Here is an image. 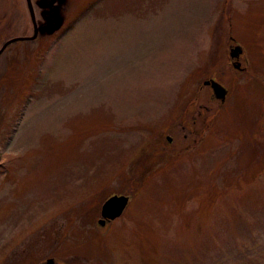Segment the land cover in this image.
<instances>
[{
    "label": "rangeland",
    "instance_id": "1",
    "mask_svg": "<svg viewBox=\"0 0 264 264\" xmlns=\"http://www.w3.org/2000/svg\"><path fill=\"white\" fill-rule=\"evenodd\" d=\"M64 11L39 75L22 74L35 48L0 69V264H264V0ZM28 26L0 0L4 38ZM231 41L251 76L228 69ZM113 194L128 202L101 226Z\"/></svg>",
    "mask_w": 264,
    "mask_h": 264
},
{
    "label": "flooded vegetation",
    "instance_id": "2",
    "mask_svg": "<svg viewBox=\"0 0 264 264\" xmlns=\"http://www.w3.org/2000/svg\"><path fill=\"white\" fill-rule=\"evenodd\" d=\"M64 1L65 0H36L35 3L33 0H24L27 10V16L29 18V26L23 27L18 34L11 35L7 38H4V34H5L4 28L0 30V58H3L2 60L3 65L0 66V69L6 67L8 63H10V61L11 62L14 61L16 63L17 60V63L21 62L22 60L21 54L24 53V50L26 56L27 53H33L32 49L34 48L38 51L39 49L38 47L43 43H46L49 37H56L57 39H59L63 35L65 21H66L65 11H64ZM12 39H14V41L9 42ZM236 45H239V43H234L233 41H231L229 42L227 48L228 50H230L232 47ZM242 52L238 55L237 58L227 59L226 65L230 70L246 72L248 76H251L250 67L246 63L248 61L243 60V57L241 55ZM43 58H44L43 50H41L39 53L35 55L34 60L27 59V61L24 63L22 67V74L24 73L25 76L26 74L28 76L32 73H36L37 75H39L40 73L39 70L41 69V63L44 60ZM32 61L34 62V64ZM30 66L32 67L31 69ZM15 70L16 67H14V71ZM210 79L216 80L219 83H221L217 79V75L212 74L201 80L202 85L204 81ZM221 84L226 89L225 98L222 101L214 97L210 84L203 85L208 90L209 102L211 103L216 102L219 105H222L226 101V98L229 97L230 94L229 90L223 83ZM107 223L109 222L108 221L105 222V224ZM54 261L53 264H60V262L58 260H55V258ZM61 264H65V263H61Z\"/></svg>",
    "mask_w": 264,
    "mask_h": 264
},
{
    "label": "water",
    "instance_id": "3",
    "mask_svg": "<svg viewBox=\"0 0 264 264\" xmlns=\"http://www.w3.org/2000/svg\"><path fill=\"white\" fill-rule=\"evenodd\" d=\"M14 41V39L10 40L9 42ZM7 42V43H9ZM241 48L239 46L232 47L230 49V57L236 58L241 53ZM206 84L210 83L213 94L217 99L223 100L225 97L226 90L225 88L219 84L218 82L211 80L205 82ZM169 139V138H168ZM128 202V197L126 195H110L107 199L104 200L102 207H101V219L99 220L100 224H103L105 219L112 220L118 217L124 207ZM53 259L50 258L46 261L48 264H52Z\"/></svg>",
    "mask_w": 264,
    "mask_h": 264
}]
</instances>
